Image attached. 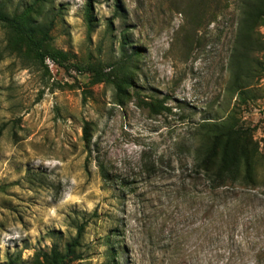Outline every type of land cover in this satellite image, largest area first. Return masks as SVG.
Returning <instances> with one entry per match:
<instances>
[{"label": "rangeland", "instance_id": "374dc122", "mask_svg": "<svg viewBox=\"0 0 264 264\" xmlns=\"http://www.w3.org/2000/svg\"><path fill=\"white\" fill-rule=\"evenodd\" d=\"M34 0H0L22 13ZM90 3L95 20L85 22ZM118 4V8L115 6ZM241 0H45L34 22L71 66L40 63L0 23V264L54 244L66 264H264V25L239 40ZM166 100L171 112L145 105ZM205 123L252 129L254 183L213 191L195 168ZM88 125L91 140L83 130ZM99 164L106 169V178Z\"/></svg>", "mask_w": 264, "mask_h": 264}, {"label": "trees", "instance_id": "16d2710c", "mask_svg": "<svg viewBox=\"0 0 264 264\" xmlns=\"http://www.w3.org/2000/svg\"><path fill=\"white\" fill-rule=\"evenodd\" d=\"M45 0H34L33 4L28 6L22 13H10L6 7L0 5V23L7 26L13 36L15 48H26L34 58L40 63L46 59H51L58 66L65 70L75 68L80 73H91L98 82H104L113 85L124 99L119 100V105L125 102L124 88L134 87L133 78L123 75L129 62L134 58L140 57L138 49H134V54L127 56L125 46H121L123 51V63L118 65L119 72L105 73L103 69L96 67L71 66L68 63V54L54 50L49 46V31L51 26L43 27L34 22L32 16L34 8ZM118 8V4L115 5ZM241 19L239 21V40L242 39L246 49L249 47V34L255 29L264 25V0H241L240 6ZM85 22L89 30H92L95 20L92 16V7L90 3L86 7ZM17 48V49H18ZM125 63H128L125 65ZM166 100H154L145 105L153 114L160 115L164 112H171L166 106ZM208 142L206 147L200 152V158L196 165V175H203L209 182L213 191L239 184L242 186H251L254 183L255 163L259 156V146L253 140V130L239 128L227 123H205L203 126ZM83 138L86 143L91 140L88 125L83 130ZM101 174L106 178V169L103 164H99ZM73 227L76 230V237L67 244L66 252L58 251L57 244L53 245L50 254H43L41 258L34 259L32 264H66L68 258L80 260L77 250L80 247L81 239L85 233V224L75 222ZM13 260L8 264H15ZM115 264V263H114ZM119 264V263H116Z\"/></svg>", "mask_w": 264, "mask_h": 264}]
</instances>
